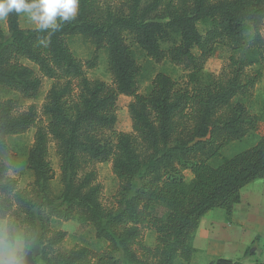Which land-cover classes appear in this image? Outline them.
I'll use <instances>...</instances> for the list:
<instances>
[{
    "label": "trees",
    "instance_id": "trees-1",
    "mask_svg": "<svg viewBox=\"0 0 264 264\" xmlns=\"http://www.w3.org/2000/svg\"><path fill=\"white\" fill-rule=\"evenodd\" d=\"M127 1L122 12L97 0H79L76 18L52 33L46 47L38 38L48 34L22 28L20 15L8 16L6 31L0 27V88L35 98L41 77L54 81L42 107L44 126H37L33 107L14 113L11 99L0 100V150L7 148L8 136L36 128L26 157L31 183L19 188L0 163V218L28 226L23 237L28 244L37 236L43 264H176L179 258L190 264L199 219L215 208L231 219L241 189L264 177V134L250 148L231 157L221 155L226 145L259 125L240 99L251 95L261 78L259 70L250 74L246 69L264 64V0H178L164 12V0ZM199 24L207 25L204 33ZM172 33L179 42L169 57L191 69L194 88L176 90L172 79L159 73L151 90L139 94L138 66L125 35L159 61L160 41ZM76 34L95 49H105L112 86L86 77L84 64L67 43ZM222 47L230 51L227 74L202 83L204 62ZM21 59L34 64L38 73ZM119 96L132 99L130 133L115 130ZM50 141L62 183L56 196L51 190ZM214 158L220 162L212 166ZM105 161L111 162L119 181L110 209L100 202L95 171L85 168ZM186 170L192 175L189 181ZM53 219H77L90 226L104 248L98 254L87 247L59 251L66 232L53 230ZM143 228L156 233L152 249L141 244ZM208 264L244 263L219 257Z\"/></svg>",
    "mask_w": 264,
    "mask_h": 264
},
{
    "label": "rangeland",
    "instance_id": "rangeland-1",
    "mask_svg": "<svg viewBox=\"0 0 264 264\" xmlns=\"http://www.w3.org/2000/svg\"><path fill=\"white\" fill-rule=\"evenodd\" d=\"M148 1L149 0H144V2ZM97 3L102 7L105 6L109 7L111 10L122 12L127 10V6L129 4L127 0H97ZM168 5H178V0H164L160 7V12H164V8ZM158 14L160 13L158 12ZM19 24L24 29L35 27V25L22 14L19 16ZM0 27L4 31L7 30L6 20L0 21ZM206 27V24H199L200 32L204 33ZM125 41L129 45L138 66L137 90L139 94L145 95L151 90L153 81L159 73L169 76L172 79L174 89L176 90L194 88V85L189 83L191 69L187 67L185 63L177 64L172 62L169 57L170 51L179 42V37L175 33L171 34L170 39L160 41L163 57L159 61L148 57L145 51L135 44L128 35H125ZM67 43L73 55L84 64L85 75L90 81H102L105 84L112 86V76L108 69L107 53L105 49H95L94 45L88 39L77 34L68 37ZM229 54L230 51L225 47H222L217 50L216 55L209 57L204 62L203 70L200 74L202 83H207L210 78L216 79L217 76L224 73L227 74L229 69ZM21 62L33 68L36 73H38L37 67L31 62L24 59H21ZM86 62H94V65L89 67L86 65ZM256 70L261 72V78L251 90V95L242 97L240 101L244 103L249 114L255 115L259 118L257 131L250 130L240 140L232 141L226 145L221 150V155L224 157H231L240 151L250 148L258 141L260 135L264 134V64L261 62L252 65L246 69V72L252 74ZM53 82L54 81L52 79L41 77V86L35 98H24L14 90L0 88V100L11 99L13 101L14 113H22L27 111L30 107H33L37 111V126H44L47 123V117L43 115L42 107L45 102L47 92ZM131 100V98L125 96H119L117 99V120L115 130L118 132H132V123L128 111V104ZM35 130V127H31L24 133L8 136L6 139L7 148L0 150V163L7 166L8 176L17 180L19 188H25L33 180L32 172L27 166L26 157L28 150L33 144ZM48 160L54 170V178L51 181V190L52 195L56 196L62 190V183L60 180L59 158L56 154V148L52 141H50L48 145ZM219 162L220 158H214L210 160L209 163L212 166H215ZM85 168L86 170L93 169L95 171L96 182L101 187L100 202L103 208L110 209L114 205L115 195L119 187V181L113 173L111 162L105 161L93 163L87 165ZM183 174L186 181H189L192 177L188 170L184 171ZM247 186L248 187H246L247 189L245 190L246 194L250 193V188L256 186V195H258L261 199L264 198V177L250 182ZM217 212V209H212L209 211L208 216H213L214 218L218 217ZM0 220L8 223L13 222L14 231L22 235L24 231L28 229L27 225H21L14 221L13 218H0ZM37 226L39 229V225ZM50 227L55 231L63 230L66 232L64 240L57 246L59 251H68L75 248L87 247L93 252V254H98L104 248V243L95 238L93 229L88 225H81L77 219L69 221L53 219L50 222ZM141 233V244L146 248L152 249L155 246L156 233L150 228H143ZM37 234H39V230L37 231ZM258 239L259 236H257V240ZM27 247L34 252L32 264H43L38 258L40 247L38 245L37 236L34 237L29 244H27ZM26 251H28V248ZM136 251L140 256H144L145 254L139 246H136ZM195 251L196 250L194 249L193 255ZM209 262L205 263L202 259L200 260L198 255H195L191 259L190 264H208ZM256 262H259V260H256ZM176 264H186V262L179 258Z\"/></svg>",
    "mask_w": 264,
    "mask_h": 264
},
{
    "label": "crops",
    "instance_id": "crops-1",
    "mask_svg": "<svg viewBox=\"0 0 264 264\" xmlns=\"http://www.w3.org/2000/svg\"><path fill=\"white\" fill-rule=\"evenodd\" d=\"M247 185L241 189L240 201L234 205L231 219H226L220 208H215L218 217H209V210L199 219L193 238L196 250L193 256L198 255L205 263L223 257L244 264H264V198L256 195V186L246 194ZM27 248L26 264H32L34 252Z\"/></svg>",
    "mask_w": 264,
    "mask_h": 264
},
{
    "label": "clouds",
    "instance_id": "clouds-1",
    "mask_svg": "<svg viewBox=\"0 0 264 264\" xmlns=\"http://www.w3.org/2000/svg\"><path fill=\"white\" fill-rule=\"evenodd\" d=\"M79 0H0V21L12 13L25 15L35 31L47 33L38 43L47 46L50 36L63 24L74 20ZM27 241L10 223L0 220V264H26Z\"/></svg>",
    "mask_w": 264,
    "mask_h": 264
}]
</instances>
